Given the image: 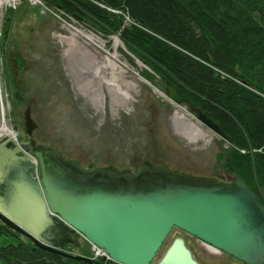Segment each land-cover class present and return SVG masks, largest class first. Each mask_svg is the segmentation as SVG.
Listing matches in <instances>:
<instances>
[{"label":"water","instance_id":"95a60500","mask_svg":"<svg viewBox=\"0 0 264 264\" xmlns=\"http://www.w3.org/2000/svg\"><path fill=\"white\" fill-rule=\"evenodd\" d=\"M9 68L17 69L13 51ZM164 91L230 142L209 111L175 84ZM0 220L34 245L87 264H106L107 257L119 264H204L181 235L156 257L175 226L245 264H264V201L240 175L194 173L149 159L135 168L84 164L55 145L30 146L13 136L0 141ZM83 240L107 256L79 252Z\"/></svg>","mask_w":264,"mask_h":264},{"label":"rangeland","instance_id":"374dc122","mask_svg":"<svg viewBox=\"0 0 264 264\" xmlns=\"http://www.w3.org/2000/svg\"><path fill=\"white\" fill-rule=\"evenodd\" d=\"M98 34L103 47L72 34L68 26L40 5L23 3L12 13L9 8H1L0 124L12 128L19 141H28V133H31L33 141L55 145L66 156L84 164L113 163L118 167L135 168L139 161L149 159L194 173L224 176L226 171L218 155L221 149L218 140L210 133L202 138L195 137V140L177 129L174 117L179 112L207 130L162 96L158 91L161 88L146 75L150 70L145 63L121 42L117 58L129 67L126 77L135 81L132 99L115 105L102 85L105 90L103 103L97 104L80 90L73 59L89 58L88 55L104 58L109 50L113 51V34ZM4 43L7 49L16 48L18 52L16 76L22 79L23 89L19 92L22 101L14 96V88L11 92L6 87L5 77L9 70L1 56ZM27 101L30 103L29 118L33 121L31 128L25 119ZM5 138L6 134L0 141ZM180 234L204 264H245L224 251L209 250L194 235L176 226L167 235L156 257L174 236ZM12 239L10 235L2 234L0 244ZM86 246L88 255L95 254L89 242Z\"/></svg>","mask_w":264,"mask_h":264},{"label":"trees","instance_id":"16d2710c","mask_svg":"<svg viewBox=\"0 0 264 264\" xmlns=\"http://www.w3.org/2000/svg\"><path fill=\"white\" fill-rule=\"evenodd\" d=\"M43 1L117 34L153 84L170 81L208 110L230 137L219 141L222 167L264 201V0ZM2 234L13 239L0 244V264H87L34 245L0 220Z\"/></svg>","mask_w":264,"mask_h":264},{"label":"bare ground","instance_id":"6f19581e","mask_svg":"<svg viewBox=\"0 0 264 264\" xmlns=\"http://www.w3.org/2000/svg\"><path fill=\"white\" fill-rule=\"evenodd\" d=\"M114 37L115 43L112 46L113 51L109 50L104 58L88 55L89 58L79 57L73 59L75 77L78 79L80 90L97 104L103 103L105 90L102 88V85H105L106 90L111 94L115 105L123 104L132 99V93L136 87L135 81L127 78L125 75L129 68L128 65L122 63L119 58H117L120 41L116 36ZM72 41L73 40L70 39V42ZM174 121L177 125V129L180 130L181 133L187 136L189 135L188 137L191 136L195 139V137L202 138L206 135V132L202 130L197 123L182 113L176 112ZM5 134L6 136H15L14 131L10 129L9 126H6L5 123H2L0 124V138ZM205 246L211 251H216L215 248L207 243Z\"/></svg>","mask_w":264,"mask_h":264},{"label":"built area","instance_id":"2783aa9c","mask_svg":"<svg viewBox=\"0 0 264 264\" xmlns=\"http://www.w3.org/2000/svg\"><path fill=\"white\" fill-rule=\"evenodd\" d=\"M23 3H29V4H34V5L39 4L41 6H44L42 0H0V9L1 8H7V7L16 8L17 6H19ZM108 8L111 9L112 11H115V12H121V10L116 9V8H111V7H108ZM50 11L52 12V14L55 15V17H57L62 22V24L66 25L70 28V32L72 34L79 36L81 38H85L89 41H93L96 45H98L100 47L102 46L100 44L101 43V35L98 34L99 33L98 31L92 29L91 27L86 26L81 21H79L76 17H74L73 15H71V14H69V13H67L61 9H57V10H51L50 9ZM125 17L127 20L129 19L126 14H125ZM177 108L178 109H184L187 112L184 105H178ZM175 111H177V109ZM10 129H12V128H10ZM8 136H12V135H8ZM92 247L95 251V255L105 254V252L101 248H99L95 245H92ZM212 247L216 249L215 252L219 251L218 248H216L214 246H212Z\"/></svg>","mask_w":264,"mask_h":264},{"label":"flooded vegetation","instance_id":"af4514ba","mask_svg":"<svg viewBox=\"0 0 264 264\" xmlns=\"http://www.w3.org/2000/svg\"><path fill=\"white\" fill-rule=\"evenodd\" d=\"M5 45V43L3 44ZM8 46H1V56L5 59V63H6V70H9L8 72V77H5V83H6V87L12 92L13 91V88H14V96L18 97V100L19 101H22V97L21 95L19 94V92H21V90L23 89L22 87V79H19L16 74L18 72V56H17V51H16V48H13V49H7ZM10 51H13L14 52V55L16 56L17 58V69L15 71H13L11 68H9V52ZM10 74V75H9ZM10 76V77H9ZM29 101L26 102V109L24 110L25 112V119L26 121L29 123L30 125V128L32 127V124H33V121L29 118ZM29 135V143H30V146H32L34 143H38V142H35L33 141V138L31 137V133H28ZM219 175V174H218ZM222 176V175H220ZM181 235V234H180ZM191 235V234H190ZM183 236V235H182ZM184 237V236H183ZM185 238V237H184ZM186 241V239H185ZM186 243L188 244V242L186 241ZM189 245V244H188ZM190 246V245H189Z\"/></svg>","mask_w":264,"mask_h":264},{"label":"crops","instance_id":"0c3cea01","mask_svg":"<svg viewBox=\"0 0 264 264\" xmlns=\"http://www.w3.org/2000/svg\"><path fill=\"white\" fill-rule=\"evenodd\" d=\"M22 235H23V234H22ZM23 236H24V235H23ZM23 236H22V237H23ZM11 237H12V236H11ZM25 237H27V236H25ZM12 238H13V237H12ZM23 238H24V237H23ZM84 242H85V241H84ZM84 242H83V243H84ZM87 244H88V242H85V243L80 247L79 251L82 252V253H84V254H89V253H87V250H86V249H87V246H86Z\"/></svg>","mask_w":264,"mask_h":264}]
</instances>
